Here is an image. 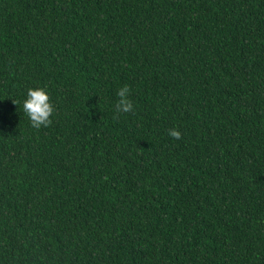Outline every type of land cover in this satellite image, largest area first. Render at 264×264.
Wrapping results in <instances>:
<instances>
[{"label":"trees","instance_id":"16d2710c","mask_svg":"<svg viewBox=\"0 0 264 264\" xmlns=\"http://www.w3.org/2000/svg\"><path fill=\"white\" fill-rule=\"evenodd\" d=\"M0 264H264V0H0Z\"/></svg>","mask_w":264,"mask_h":264},{"label":"clouds","instance_id":"9594fccd","mask_svg":"<svg viewBox=\"0 0 264 264\" xmlns=\"http://www.w3.org/2000/svg\"><path fill=\"white\" fill-rule=\"evenodd\" d=\"M128 92L129 89L126 85L116 91V96L119 97L115 105L117 113H126L133 110V104L128 99ZM20 105L32 127L39 129L41 126H47L51 122L50 117L53 113V106L46 88L41 86L27 88ZM169 134L179 138V133L175 130H170Z\"/></svg>","mask_w":264,"mask_h":264},{"label":"bare ground","instance_id":"6f19581e","mask_svg":"<svg viewBox=\"0 0 264 264\" xmlns=\"http://www.w3.org/2000/svg\"><path fill=\"white\" fill-rule=\"evenodd\" d=\"M65 221V220H64ZM65 237V236H64ZM19 244V243H18Z\"/></svg>","mask_w":264,"mask_h":264}]
</instances>
